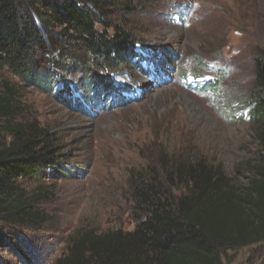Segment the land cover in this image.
<instances>
[{
    "label": "rangeland",
    "instance_id": "374dc122",
    "mask_svg": "<svg viewBox=\"0 0 264 264\" xmlns=\"http://www.w3.org/2000/svg\"><path fill=\"white\" fill-rule=\"evenodd\" d=\"M131 7L115 11L114 21L136 40V54L101 71L108 94L85 88L75 70L65 77L75 102L62 96L55 71L49 90L19 82L26 117L60 148L57 175L49 168L21 181L27 194L45 191L36 207L50 218L14 244L29 264H53L78 230L132 229L131 179L161 154H200L234 183L247 182L246 164L258 154L248 103L253 59L264 50V0H131ZM0 257L18 261L2 250ZM223 264H264V241L227 251Z\"/></svg>",
    "mask_w": 264,
    "mask_h": 264
},
{
    "label": "trees",
    "instance_id": "16d2710c",
    "mask_svg": "<svg viewBox=\"0 0 264 264\" xmlns=\"http://www.w3.org/2000/svg\"><path fill=\"white\" fill-rule=\"evenodd\" d=\"M120 9L132 10L131 0H0V72L18 80L0 75V252L18 257H0V264H29L14 244L50 221L36 207L45 191L27 194L21 181L60 169V148L26 117L19 82L49 90L55 71L62 96L75 102L65 79L75 70L85 74V88L108 94L112 84L101 71L136 54V40L114 21ZM253 63L248 116L258 154L246 164L247 182L234 183L200 154H161L131 179L133 228L78 230L53 264H223L227 251L264 241V50Z\"/></svg>",
    "mask_w": 264,
    "mask_h": 264
}]
</instances>
